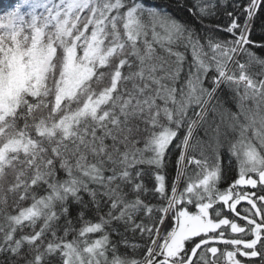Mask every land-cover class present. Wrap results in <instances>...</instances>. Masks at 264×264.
<instances>
[{"label": "snow or ice", "instance_id": "1", "mask_svg": "<svg viewBox=\"0 0 264 264\" xmlns=\"http://www.w3.org/2000/svg\"><path fill=\"white\" fill-rule=\"evenodd\" d=\"M175 7L0 12V264H264V0Z\"/></svg>", "mask_w": 264, "mask_h": 264}, {"label": "trees", "instance_id": "2", "mask_svg": "<svg viewBox=\"0 0 264 264\" xmlns=\"http://www.w3.org/2000/svg\"><path fill=\"white\" fill-rule=\"evenodd\" d=\"M147 2L149 4H155V5H166L167 6V11L172 13L173 15H176L177 17L181 18V19H187V14L184 13V12H180L176 9L175 7V0H147ZM14 3V0H0V12H2L4 9L8 8L11 4ZM223 22V21H221ZM255 33L256 35H259L260 34V31H261V28L264 27V18H260V19H257L256 22H255ZM156 52H157V55H160V56H166L167 54L159 47V45H156ZM179 51H184V48L183 46H179L178 48ZM186 57L188 60H191V53L190 51L188 53H186ZM251 71L253 73H258V72H261V71H264V68H261L259 65H256L254 66ZM225 94H227L228 98L230 99L231 98V94L228 93V90L225 89ZM228 107L232 108L233 110H235V105L234 104H229ZM199 136L200 137H203V132L200 131L199 132ZM140 147H142L143 145L140 144L138 145ZM175 151V150H173ZM169 159H172V157H169ZM222 165L224 166L226 172H227V177L229 179L232 178V176L234 175V171L231 169V164H230V161H229V154L225 151L222 155ZM91 219V217H89ZM121 233L124 232V229L123 227H121L120 229ZM127 237L129 239L132 238V234L130 232L126 233ZM113 238H115V233L113 234ZM122 251H123V248H122ZM128 252L131 253L132 252V249L129 248L128 249Z\"/></svg>", "mask_w": 264, "mask_h": 264}]
</instances>
